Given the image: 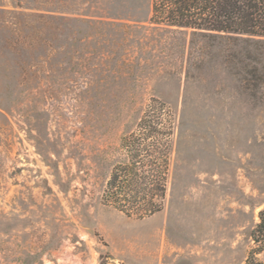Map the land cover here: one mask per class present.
I'll return each mask as SVG.
<instances>
[{"label": "rangeland", "instance_id": "rangeland-1", "mask_svg": "<svg viewBox=\"0 0 264 264\" xmlns=\"http://www.w3.org/2000/svg\"><path fill=\"white\" fill-rule=\"evenodd\" d=\"M152 4L0 0V264H264V38L152 24ZM152 99L174 152L139 220L102 195Z\"/></svg>", "mask_w": 264, "mask_h": 264}, {"label": "trees", "instance_id": "trees-1", "mask_svg": "<svg viewBox=\"0 0 264 264\" xmlns=\"http://www.w3.org/2000/svg\"><path fill=\"white\" fill-rule=\"evenodd\" d=\"M151 23L198 33L264 38V0H153ZM174 128L173 111L165 102L152 99L137 129L122 140L126 160L114 166L102 195L103 205L139 220L163 210ZM259 219L251 232L257 244L252 253L264 251V209Z\"/></svg>", "mask_w": 264, "mask_h": 264}]
</instances>
